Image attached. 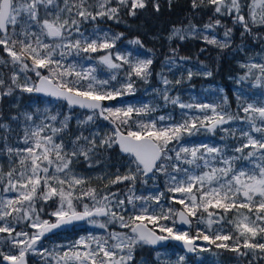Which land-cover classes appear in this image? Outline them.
I'll return each mask as SVG.
<instances>
[{
	"label": "snow or ice",
	"instance_id": "obj_1",
	"mask_svg": "<svg viewBox=\"0 0 264 264\" xmlns=\"http://www.w3.org/2000/svg\"><path fill=\"white\" fill-rule=\"evenodd\" d=\"M168 3L171 6L172 0ZM147 7L148 0H115L114 6L113 0H0V66L11 73L6 80L0 72V100L19 89L62 99L70 110L78 107L89 113L83 119L76 117L77 134L68 140L65 134L70 133L72 114L58 119L59 114L23 113V134L17 133L15 143L10 141V133L15 131L11 124L0 122L3 262L28 264L27 257L35 253L51 258L53 264H135L138 248L168 241L179 242L189 253L210 251L197 244L204 241L238 257L251 253L254 259L264 260V102L241 104L236 113L227 110L226 98L223 104H186L178 95H169L185 77L171 81L161 74L164 87L156 91L164 103L198 109L201 115L184 113L176 121L171 115L153 118L151 114L158 106L152 104H105L133 94L135 79L147 81L153 59L114 54L112 49L123 33L110 35L100 30L86 35L81 24L105 17L119 20L122 10L136 16L138 10ZM152 7L160 11L158 0H153ZM190 8L195 15L210 11L208 22L199 27L190 22L187 28H174L169 39H202L224 49L231 46L235 28H240L242 39L251 37L264 43V0H190ZM227 20H231L232 27L225 23ZM217 29L223 30L222 38ZM130 43L142 44L138 37ZM100 52L104 54L98 56V65L111 73L107 79H98V65L83 64L84 60L93 59L91 54ZM171 52L172 56L166 58L169 68L176 66L177 60V50ZM257 55L261 62H254V57L241 65L247 72L240 80L254 78V85L264 88V55ZM69 57L81 62L75 58L69 62ZM125 66L127 71L121 76ZM254 70L259 74L253 77ZM28 72L35 74L36 82ZM201 74L211 76L212 72L187 69L186 79ZM98 117L110 121L114 125L112 131L103 135L89 131L85 135ZM10 120L19 121L20 117L12 116ZM49 120L58 121L59 126L47 123ZM232 122H242V126L225 127ZM217 129L225 137L241 142L230 149L227 145H192L186 140L202 130L215 133ZM115 147L128 156V171L121 175L117 170L105 188L130 182L124 198H119V191L85 187L88 179L73 168L74 161L79 162L81 157L99 162L101 151ZM149 174L153 178L157 174L167 176L166 190L137 196V177L146 178ZM143 182L147 183V179ZM162 201L170 203L165 207ZM38 203L42 204L39 208ZM53 205L54 210L45 213L44 207ZM229 213L233 214L232 219H228ZM44 215L50 218L45 219ZM81 221L105 230L118 224L127 231L81 237L61 246L63 251L38 249L47 234ZM225 224L230 230L225 229ZM182 225H195V232ZM5 247L15 250L14 254L5 253ZM156 255L159 257L160 253ZM185 261V256H179L176 264Z\"/></svg>",
	"mask_w": 264,
	"mask_h": 264
},
{
	"label": "trees",
	"instance_id": "obj_2",
	"mask_svg": "<svg viewBox=\"0 0 264 264\" xmlns=\"http://www.w3.org/2000/svg\"><path fill=\"white\" fill-rule=\"evenodd\" d=\"M152 2L153 0H148V7L144 10H138L136 16H129L127 14V10H122L120 12L119 20H109L108 22L103 23L104 28H110V35L123 33V36L116 42L122 49L126 48L134 53L143 52L145 55H152L153 64L151 66V75L149 77L152 83H156V75L158 72H165L164 74L169 73L167 67L165 66L166 58L172 56V49H176L177 60L182 64V66L183 64L184 66L192 64L193 66H200L212 72L211 76L195 75L194 78H192V81L189 82L193 85L191 90L197 94L198 100L201 98L207 100L219 99V104H223L226 98V108L233 113L238 111V106L241 104L252 101H256L255 103L264 102V88L256 87L254 85V78L240 80V77L244 76L247 72V69L241 65L249 63L254 57V62H261L260 57L257 54L264 55V43L259 40H254L251 37H245L242 39L240 35V28H235L231 46L224 49L208 45L202 39L191 37L185 40H180L178 37L169 39V36L172 34L174 28H187L190 22L198 27L207 23L211 12L205 10V12H202L199 15L193 14L190 8V0H172L171 6H169L168 0H158L160 4V11L157 12L153 9ZM114 5L115 0H113V6ZM225 23L229 27H232L231 20H227ZM81 25L88 27V30L90 29V21L84 22ZM100 30L103 31V28H96V31ZM261 31L264 32V29H261ZM217 32L220 34V38H222L223 30L217 29ZM137 37L141 40L142 44L137 45L130 43V41L135 40ZM201 49H205V51L202 52ZM92 56H95V54H92ZM178 57H189L190 59L179 60ZM74 58L75 57H69L68 60H72ZM75 59L79 60V58ZM97 69L101 71L102 65H98ZM182 69L185 70L186 67H182ZM44 74L47 73L45 72ZM104 74L107 75V78L110 75V73H107L106 71H104ZM258 74V71L254 70L253 77ZM181 76L185 77V79L182 80L181 84L176 85V88L171 92V96L177 94L184 99L191 98V93L187 92L183 86L187 80L185 71L181 73ZM33 78L36 81L37 77L33 76ZM145 86H147L146 89L141 88L136 93L125 95L119 101H106L105 104L109 103L111 106H121L124 105L126 101H139L142 99H150L152 102L165 104L161 98H155V92L148 87V84H145ZM46 108L48 109V112L46 113H53L54 115L59 114L58 119H62L64 115H73V120L70 122V133L72 135H69L70 133H66L65 140H68L75 135L77 127L76 115L79 112H87L79 109L70 110L67 103L64 101L54 102L52 99L39 97L35 93H28L17 89L12 93V95L4 97L0 101V122L10 123L11 127L15 130L10 133V141L15 143L17 133H19V135L23 134L21 131L23 113L29 112L35 113L36 116H41L45 113L44 109ZM37 109H39L38 113L36 112ZM162 111L171 112L175 116L174 119L179 121V119H181L183 109L179 106L168 104L166 108L162 109ZM239 114L241 116L244 115L242 112H239ZM12 116H19L20 120L11 121L10 117ZM37 121H39V119L34 118V122L36 123ZM102 121L110 125L111 130L113 129L114 125H112L110 121L104 120L102 117L94 122V125L96 126ZM56 123L57 126H59L58 121ZM219 135V133L213 135L199 132L192 137L186 138V140L193 144H197L200 141L218 142L220 137ZM226 140L234 145L238 144V141H232L230 139ZM80 159V162L74 161V169L96 170L102 167H110L112 171L117 172V170H119V173L123 175L126 173L125 171L127 169V161L129 158L128 156L122 155L120 149L115 147L107 151H101L98 156L99 162H96V159L91 161H85L82 157ZM238 165L240 166V163H238ZM114 178L115 176L113 179ZM144 179L146 178H142L140 176L137 177L135 183V194L137 196L155 195L157 192H163L166 190L167 176L157 174L154 178L150 177L147 179V183L143 182ZM105 185L106 184L99 186L89 182L85 185V187L92 186L98 191L103 190L105 192L119 191V198H124V194L127 192L128 188L131 187L130 182L127 181L122 184L110 185L108 188H105ZM84 202L87 203L89 201L85 200ZM161 203L167 207L170 201H162ZM49 204H51L50 201ZM41 206L42 204H37L38 208ZM54 207V205L52 207H44L45 213L53 211ZM128 207L131 206L128 205ZM176 207L179 206L177 205ZM232 216L233 214L229 213L228 219H232ZM112 227L117 229L118 225L113 224ZM91 229L92 231L98 233L97 236L103 235V229L88 228L89 231ZM225 229L230 230L229 225L225 224ZM189 231L194 233L195 225H192ZM87 232V230L83 229L81 234H86ZM107 232L108 230H106V234ZM67 234V232H58L55 234L53 241L42 244L41 249L47 248L50 251L52 249H56L57 251L59 249H63L61 246L66 247V241L71 243L77 238L76 235L68 236ZM208 247L211 249L210 251L199 252L196 255H187L184 254L182 249L176 243L172 242L164 249H157L152 246H143L136 250L135 264L140 261L141 258L147 259L149 264H174L175 258L181 254H184L186 258L185 264H249V261H252V264H264V260H260L258 258L254 259L251 253H249L247 257H238L234 252L216 249L212 245H208ZM157 252L160 253L159 257L156 255ZM34 255L35 254L31 256ZM40 256L38 255V257ZM1 259L2 257H0V260ZM52 263L53 261L51 258L41 256L40 261L34 264Z\"/></svg>",
	"mask_w": 264,
	"mask_h": 264
},
{
	"label": "rangeland",
	"instance_id": "obj_3",
	"mask_svg": "<svg viewBox=\"0 0 264 264\" xmlns=\"http://www.w3.org/2000/svg\"><path fill=\"white\" fill-rule=\"evenodd\" d=\"M98 20H99V22H98ZM109 20H112V19H108V18L105 17V18H99L96 21H90V26H89L90 29L88 30V27H86L85 25H81V31L84 32L86 35L87 34H91L93 31H96V28H103V31L102 32H110V28H107V27L104 28V24H103L104 22H108ZM112 52L114 54L116 52H119L121 54H130L132 59H135L137 57H139L141 59H144V58H151L152 59V55H145V54H143V52H141V53H134L131 50L126 49V48H123L122 49L120 46L117 45V43H116L115 48L112 49ZM0 54H3V53H0ZM93 54H95V56H92V54H91V56L93 57V59L87 60V61H84L83 62V64H84L85 67H88V66H91V65H97L98 64V56L99 55H103L104 53L103 52H100V53H93ZM68 61L71 62V60H68ZM77 61H78V63L81 62L79 60H77ZM165 66H166V63H165ZM182 67H184V68L186 67V69L184 70V69H182ZM187 69H192L193 71H200V70H206V71H208L205 68H202L200 66H193L192 64H187L186 66H184V64H183V66H182V64L178 60H176V66L171 67V68L167 67V70L169 71L168 74H164L165 72H163V73L162 72H158V74L156 75L157 76L156 83H152V81H151L150 78H148L147 81H144V80H141V79H135V88H136V91L134 93H136L137 91H139V89H141V88L146 89L147 86H145V84H148V87L150 89H152V91L155 92L154 93L155 94V98L160 99L159 93L156 90L163 89V87H164V85L161 82V74H163L164 76H166L169 80L175 81V80L181 78L180 76H181V73L182 72L185 71V73L187 75ZM104 71H106L107 73H110V71L107 70L106 67L103 66V65H102L101 71H99L97 69L96 75H97L98 79H107V75L104 74ZM125 71H127V66H125V68L121 70L120 75L123 76V73ZM0 72H3L4 73V78L6 80H8L9 76L11 75L9 69L6 68V67H4V66H0ZM27 75L31 77V80L33 82H35V79L33 78V76H35V74L33 72H28ZM201 75H203V74H201ZM194 76L192 78H194ZM191 81H192V79L191 80H186V83L183 85L184 88H185V90L187 92L191 93V98L184 99L181 96H179L181 98V102L186 103V104L187 103H193V104H196V103L219 104V102H220L219 99H217V100H207V99L201 98L200 100H198L197 94L191 90V88H193V85H191L189 83ZM20 82L21 83L24 82V76L23 75H21ZM175 88H176V86L171 89L169 95H171V92ZM0 91H2V89H0ZM175 95H177V94H175ZM175 95H172V96H175ZM54 102H56V101H54ZM255 102L256 101H252V102H249V103H255ZM128 104H132V105H136V106H140L142 104H152L153 106H158L157 107V111L151 114L153 118H155L156 116H160V115H165V116L171 115L173 118H175L174 114H172L171 112H169V111H162V109L163 108H166L168 104L167 105L166 104H161L160 102H156L155 103V102H152L150 99H142V100H139V101H136V100H134V101H126L124 103V105H128ZM257 104H260V103H257ZM107 105H110V104L108 103V104H106V106ZM184 113H187L189 116H199V115H201V110H198V109H183L182 114H181V117H182V115ZM87 114H89V113L88 112H85V113L79 112L76 116H79V118L83 119L84 116H86ZM50 115H54V114L53 113H51V114L50 113H43L41 116H50ZM99 118L100 117L96 118L95 122ZM180 120L181 119H179V121ZM46 122L47 123H53L55 126H57V123L56 122H52L50 120L49 121H46ZM36 123H39V121H37ZM241 126H242V122H232L230 125H225V127H232V128H239ZM76 129H77V127H76ZM89 131H99L101 133V135H103L105 133H110L112 130H111V126L110 125H108V124H106V123H104L102 121V122L98 123L96 126L94 124L89 125L88 126V130L85 131L84 134L85 135H88V132ZM200 132H202V133H209V134H213V135H216V134L219 133L220 134L219 135L220 136L219 137V141L218 142L200 141L197 144L191 143L192 145H198V144H201V143H206V144H210V145H214V146H225V145H227L230 149L231 148H235L238 145V144L237 145H234L232 143H229L226 139H230L232 141H235V140H233L231 137H225V134L220 129H217L215 133L205 132L203 130L200 131ZM76 134L77 133H76V130H75V135ZM69 135H72V134L70 133ZM240 142L241 141H238V143H240ZM228 154L231 155L232 152L229 151ZM80 160H79V162H80ZM128 161H127V170H126V172L128 171ZM237 167H240V166L237 164ZM74 171L78 175L84 176L86 179H88L89 182H92V183H94L96 185H99V186H102L103 184H107L108 181H109V178L113 179V177L117 174V172L112 171L110 167H102V168L96 169V170H79V169L77 170V169H74ZM100 177H103V179H100ZM150 177H151V175H149L147 178H150ZM90 187H92V186H90ZM101 219H103V218H101ZM79 226H84V227L90 226V227H93V228H99L96 225L90 224V223H88L86 221L80 223ZM110 226L112 227V225H110ZM112 230H115V231H127V229H121L119 225H118L117 229L113 227ZM187 230H190V228L187 229ZM102 232H103V235L106 234V230L105 229H103ZM97 234H98L97 232L90 233V231H89L86 235H81L79 238H77L76 240H74L71 243H74L75 241L79 240L81 237H87L89 235H97ZM66 243L67 244L65 246H68L69 244H71V243H69V241H66ZM197 244L203 245L205 247H208L207 242H204V241H197ZM37 247H38V249H40L39 244H38ZM58 251H63V249H59ZM4 252L5 253H10L11 252V253L14 254V252L11 251L9 248L7 250H4ZM164 253H166V252H164ZM198 253H194V255H196ZM184 254H181L180 256H184ZM178 257L175 258L174 264H176V261H177ZM0 264H4V262L2 260H0ZM136 264H149V262L144 258V259L136 262Z\"/></svg>",
	"mask_w": 264,
	"mask_h": 264
},
{
	"label": "flooded vegetation",
	"instance_id": "obj_4",
	"mask_svg": "<svg viewBox=\"0 0 264 264\" xmlns=\"http://www.w3.org/2000/svg\"><path fill=\"white\" fill-rule=\"evenodd\" d=\"M36 81H37V79H36ZM35 81V82H36ZM51 202V201H50ZM49 213V212H48ZM45 219H48V218H50V217H48L47 215H45V217H44ZM80 225V223H75L73 226H69V227H67V228H65V229H63V230H61V232H67L68 234V236H72V235H76L77 236V238H79L81 235H86L88 232H89V230H88V228H93V227H90V226H86V228L84 227V226H79ZM112 227L111 226H109V228L107 229V230H110ZM87 230L88 232L86 233V234H81V231L82 230ZM19 230V229H18ZM92 232H94V231H92V229L90 230V233H92ZM58 233V232H57ZM57 233H53V234H51V235H48V236H46L41 242H40V244H39V247H40V249H41V245L42 244H46V243H49V242H51V241H53V239L55 238V234H57ZM76 238V239H77ZM53 246H55V245H53ZM8 248L7 247H5L4 248V250H7ZM11 250V249H10ZM42 250V249H41ZM11 251H15V250H11ZM33 254H35V253H30L29 254V256H28V264H34V263H36V262H38V261H40V258H41V256L40 257H38V255L37 254H35L34 256H31V255H33ZM2 260V259H1Z\"/></svg>",
	"mask_w": 264,
	"mask_h": 264
},
{
	"label": "water",
	"instance_id": "obj_5",
	"mask_svg": "<svg viewBox=\"0 0 264 264\" xmlns=\"http://www.w3.org/2000/svg\"><path fill=\"white\" fill-rule=\"evenodd\" d=\"M37 96H40V97H43V98H49V99H52V100H55V101H64V100H62V99H56V98H53V97H49V96H47V95H44V94H39V93H35ZM65 103H67L66 101H64ZM74 109H79V110H83V111H88V110H85V109H80V108H74ZM121 152V151H120ZM121 154L122 155H126V154H123L122 152H121ZM127 156V155H126ZM149 175H151V174H149ZM81 222H83V221H81ZM181 227H183L184 229H188V228H190L191 226H189V225H182ZM63 229H65V228H63ZM63 229H58V230H54V232H52V233H49V234H47V236L48 235H50V234H53V233H56V232H58V231H60V230H63ZM170 241H168V242H164V244L163 245H157V246H153L154 248H163V247H165V246H167L168 245V243H169ZM186 254H193V253H189V252H187V250L183 247V245L182 244H180L179 242H176V241H174ZM27 259H28V257H27ZM5 264H7V262H4Z\"/></svg>",
	"mask_w": 264,
	"mask_h": 264
}]
</instances>
